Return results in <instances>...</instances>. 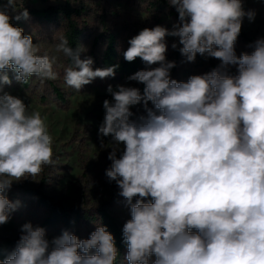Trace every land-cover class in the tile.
I'll return each mask as SVG.
<instances>
[{
  "label": "clouds",
  "instance_id": "1",
  "mask_svg": "<svg viewBox=\"0 0 264 264\" xmlns=\"http://www.w3.org/2000/svg\"><path fill=\"white\" fill-rule=\"evenodd\" d=\"M167 3L179 23L172 30L142 29L123 52L126 61L140 58L149 66L128 77L144 85L143 94L137 87L109 85L112 99L103 101L98 129L102 146L104 137L115 142L105 175L131 206L122 230L125 259L127 264H264V38L250 45V54L235 51L244 19L253 21L255 12L245 10L244 0ZM9 8L18 14L10 16ZM28 18L16 0L0 5V90L12 83L9 71L20 84L34 76L57 78L56 57L38 55L33 37L11 23ZM168 36L179 38L188 62L200 54L220 65L186 82L172 79L176 65L166 59ZM55 51L71 61L63 81L76 92L96 78L114 77L119 67L94 69L93 59H81L65 36ZM230 65L237 66V75L227 74ZM141 102L146 114L136 115L131 108ZM54 156V137L41 114L17 96L0 94V226L21 203L6 192L14 182L35 181L57 164ZM21 233L0 264H116L119 255L114 235L102 224L87 239L65 230L50 240L44 228L31 223L23 224Z\"/></svg>",
  "mask_w": 264,
  "mask_h": 264
},
{
  "label": "rangeland",
  "instance_id": "2",
  "mask_svg": "<svg viewBox=\"0 0 264 264\" xmlns=\"http://www.w3.org/2000/svg\"><path fill=\"white\" fill-rule=\"evenodd\" d=\"M23 4L29 9L41 10L49 6L62 5L63 0H16L17 9L22 8ZM244 8L246 11L253 10L255 18L253 21H249L247 17L244 19L241 33L253 42L258 38H264V0H244ZM113 9L122 15L123 20L131 19L134 23L140 25H152L149 17L138 11L136 7H125L123 4H116L113 5ZM160 20L161 26L169 30H172L173 26L179 23L178 19H167L164 16H161ZM60 35L59 31L51 37V41L36 42L42 56L47 54L50 57H56L53 66L54 71L57 73L55 80L41 81L39 79L36 84L27 90L14 86L2 87V90H0V94L8 93L21 98L28 106L29 111L39 112L46 120L54 137V158L57 160L55 166L46 167L39 176L34 178L35 181L26 179L19 183L14 182L11 189L39 190L43 195L52 197L66 208L76 206L90 212L106 209L114 215L122 216L125 224L131 218V206L119 194L120 189L116 183L114 181L109 182L105 175V170L111 164L108 155L112 151L115 142L110 136L104 137L102 146L98 129L104 117L103 101L112 99L111 94L107 91L108 86L111 85L114 90L117 85L138 88L140 83L108 77L104 79L96 78L92 83L85 85L80 92L68 88L63 81L64 70L67 67L64 62V55L55 51V45L59 42ZM166 38V40L175 43L178 37L169 36V38ZM89 46L88 41L81 45V59L90 57ZM253 50L246 43L237 39L235 45L237 56L245 52L250 54ZM166 59L168 61L173 59L172 52L168 49ZM210 60L216 64L215 68L221 63L218 59L197 54L194 62H191V64L186 63L181 69L174 68L172 72L178 82H186L192 75L205 74L204 67L206 68L211 64ZM156 66L158 65H152L151 67ZM93 68L95 69L94 64ZM225 71L233 76L238 74L235 65L228 66ZM54 89L64 95L67 101L66 104L61 105L57 101L53 94ZM148 106L153 107L151 102ZM131 111L136 115L146 114L143 102L132 106ZM136 199L138 197L133 199V204ZM150 199L148 198L144 202L148 203ZM42 213H44V210H39L36 204L20 205L11 214L10 221L0 226V242L7 239L18 241L22 235L21 227L25 223L41 227ZM45 234L50 240L60 236L55 228L45 229ZM77 237L87 239L84 236ZM121 264H127V260L124 259Z\"/></svg>",
  "mask_w": 264,
  "mask_h": 264
},
{
  "label": "trees",
  "instance_id": "3",
  "mask_svg": "<svg viewBox=\"0 0 264 264\" xmlns=\"http://www.w3.org/2000/svg\"><path fill=\"white\" fill-rule=\"evenodd\" d=\"M4 4H6V0H0V5ZM116 4H123L125 7H136L138 11L145 13L149 17L152 25L144 26L134 23L131 19L123 20L122 15L113 9V5ZM22 9H27L29 18L19 21L12 19L11 23L14 26L21 27L25 35H31L34 43L37 41H51V37L60 31V37H67L69 45L73 49L79 50L81 58V45L88 41L90 44L89 54L94 61L95 68L119 65L113 78L125 80L126 82L132 81L128 79L129 76L149 67L140 58L133 62H128L124 59L123 52L129 47L128 41L144 28L161 26V16L167 19H178L175 8L169 6L167 0H63L62 5L49 6L41 10L29 9L25 4L17 10ZM7 11L13 17L18 14L10 8ZM48 35L51 36L48 38ZM166 39L168 50L172 52V61L176 65L174 68L181 69L186 63L191 64L179 51V48L182 47V45H179V38L175 42L177 44L176 49H173V43ZM238 39L248 46L254 43L241 32ZM38 55L42 56L39 52ZM64 58V62L68 67L71 61L65 56ZM210 62L211 64L208 67H204L205 74L212 71L216 66L211 60ZM174 68L170 70V76L172 79L178 80L172 72ZM8 75L12 79V83L3 85L4 88L14 86L27 90L39 80V78L34 76L27 84H20L15 80L13 72L9 71ZM138 88L143 94L144 85L140 84ZM53 94L61 105L66 104L67 101L64 95L57 89H54ZM6 195L10 200H19L22 206L36 204L39 210H44L41 227L44 229L55 228L59 235L66 230L70 233L73 232L76 236L89 238L90 234L96 230L98 224L107 226V230L115 237L119 251L116 264H121L125 259L128 248L123 240L122 230L124 222L122 216L114 215L106 209L90 212L76 206L66 208L52 197L43 195L39 190L16 188L8 190ZM16 243L17 241L9 239L0 242V261L8 257L15 249Z\"/></svg>",
  "mask_w": 264,
  "mask_h": 264
}]
</instances>
